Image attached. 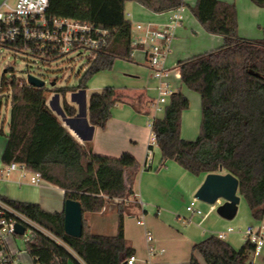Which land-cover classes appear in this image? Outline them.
<instances>
[{"label":"trees","instance_id":"16d2710c","mask_svg":"<svg viewBox=\"0 0 264 264\" xmlns=\"http://www.w3.org/2000/svg\"><path fill=\"white\" fill-rule=\"evenodd\" d=\"M127 2L140 3L155 13L187 6L183 0H50L49 16L105 30V44L89 54L74 87H31L25 80L6 77L13 73L10 68L1 77L0 93L8 91L10 100L1 163L23 164L28 171L39 172L43 181L63 191L64 202L78 201L82 209L81 237L72 238L64 233L63 211L48 212L38 204L0 197L1 203L50 235L37 232L34 241L25 246L34 264H121L134 255L124 238L123 216L139 169L136 159L129 153L118 158L92 153L45 106L46 95L54 92L62 97L63 113L73 117L75 109L64 99L67 92L84 89L95 75L111 70L115 60L132 59L131 23L125 18ZM251 2L264 8V0ZM189 9L204 31L220 36L223 43L178 63L181 84L200 97L199 133L194 141L180 138L181 115L189 108V100L180 91L173 92L162 118L151 121L160 165L173 161L193 176L219 173L222 168L237 178V194L245 200L251 218L259 222L264 219V35L259 40L241 38L233 4L196 0ZM0 47L23 54L20 41ZM119 101L121 95L110 87L92 93L88 99L90 125L103 129ZM141 102L138 96L130 105L137 110L136 103ZM113 199L120 200L116 234L91 233L84 214L100 213ZM253 251L249 241L235 250L226 241L209 236L192 246L189 264H200L196 254L205 264H254Z\"/></svg>","mask_w":264,"mask_h":264},{"label":"crops","instance_id":"0c3cea01","mask_svg":"<svg viewBox=\"0 0 264 264\" xmlns=\"http://www.w3.org/2000/svg\"><path fill=\"white\" fill-rule=\"evenodd\" d=\"M183 1L189 8L193 6L196 0ZM187 6L182 7V20L175 30L176 35L172 38V43L170 42L165 58V67L173 69L177 75L171 88L173 92L180 91L184 96L185 94L182 92L184 86L179 79L178 63L213 51L223 43L220 36L210 35L204 31L193 15L186 11ZM172 12L155 13L140 3L127 2L125 4V18L131 23V27L132 25L134 26L133 29L131 28L133 61L121 62L124 64L120 65L125 72L130 74L118 76L117 73L100 72L87 83L84 89L67 92L64 99L75 109L73 117H68L63 113L62 97L60 95L54 92L48 93L45 102V106L74 139L81 146L90 148L92 153L110 158H118L122 153H129L136 159L139 169L133 184V195L126 201L129 205L123 216V230L124 238L134 250L138 264H189L191 248L194 244L209 236L217 237L221 233L225 234L224 241L235 250H238L245 242L241 234L243 229H234L228 226L226 230L232 228V232L227 233L224 229L220 230L217 228L218 225H216L218 220L211 218L215 211H209V207L204 208V206L198 204L199 201L196 205L202 211V215L198 216L186 211V207L194 199V194L203 183L206 174L193 176L173 161L166 162L162 167L160 165L161 154L157 145L153 147L151 168H144L146 151L150 134L152 133L150 124L153 118H162L163 110H155L153 108L158 97V84L152 78L147 62L153 42L145 37L143 30H136L135 27L147 24H151L154 27L160 26L167 21ZM238 35L244 39H262L261 35L253 37L254 35H248L243 31L241 32V30H239ZM184 37L189 38V42L190 39L195 41L183 46L181 40ZM118 61L120 60H116L115 64ZM140 62H142L141 65ZM107 87L115 89L121 95V101L114 105L105 127L100 129L90 125L88 121V99L92 93L100 92ZM0 94H2L0 96L1 108L3 102L8 104L9 92L5 91ZM5 94L8 95L6 98L4 97ZM138 96L142 97V102L140 104L136 103L137 110H135L130 105V101L135 100ZM200 119V101L199 105L195 101L194 106L190 104V108L182 112L180 138L186 141H194L199 133ZM5 135L0 139V182L3 183L0 184V197L11 201L38 204L43 210L48 212L63 211L64 198L61 189L45 181H43L41 186L26 182L24 179L29 174L28 172L22 173L19 170L7 171L8 165L5 166L1 163V155L6 144ZM221 174L226 173L221 171ZM48 191H54L58 195V202L55 204L51 202ZM119 203V199H113L106 203L100 213L84 214L89 231L93 234L114 236L117 230V223L115 231L114 226L112 227L110 231L112 233L105 234L100 232L105 230V217L110 215L112 219L115 216L117 218L116 206ZM179 205H181V208L183 206L185 208L182 213H180ZM144 214H146V218L150 217L151 219L147 221V226L144 221L143 225L135 223L144 232V238L138 239L131 233L128 227V219L136 217L138 220ZM180 214L187 218L189 222L187 227H182L180 224L182 218ZM152 215L155 218H152ZM257 224L258 222L251 218L249 212L248 222L244 230L247 227L255 228ZM146 231H152L154 234V237L152 235V246L155 251L152 257L148 253V244L145 240ZM161 234L174 240L177 244H174L171 248L158 247L156 236ZM8 243L12 245L13 238H8ZM11 249L15 250V248ZM195 256L200 264H205L198 254ZM18 257L22 264H32L31 258L26 253H20ZM252 262L254 264H264V256L259 252L258 255L253 256Z\"/></svg>","mask_w":264,"mask_h":264},{"label":"built area","instance_id":"2783aa9c","mask_svg":"<svg viewBox=\"0 0 264 264\" xmlns=\"http://www.w3.org/2000/svg\"><path fill=\"white\" fill-rule=\"evenodd\" d=\"M49 1L47 0V5L42 8V11H29L26 15H22L15 10L18 0H15L12 6L8 4L7 0H4L0 5V16H3V19H0V45L6 42L20 41L23 45V54L45 63L66 54L77 53L78 56L83 53L90 54L105 44L107 31L73 19L49 16L47 13ZM181 12L182 8L174 10L167 21L157 27L151 24L135 27L136 30H143L145 37L153 42L147 62L152 78L158 84V97L153 105L155 110H161L173 93L171 82L177 75L173 69L165 67V58L174 32L182 20ZM25 82L28 84L26 78ZM155 145L156 139L151 133L146 151L145 169L151 168ZM14 170H19L22 173L28 172L31 175L30 183L35 186H41L43 183L39 172L28 171L23 164H9L7 171ZM197 202L198 200L194 198L186 207V211L200 216L202 211L197 207ZM222 203L223 201L219 199L213 205H208L209 211H216V208ZM142 217L138 218L137 225H143ZM15 224H20L23 227L24 231L21 235L14 233ZM232 231V228L226 230L227 233ZM37 232L50 236L39 225L0 202V264H22L18 257L22 251L16 248L19 245L25 248L27 244L32 243ZM241 234L245 241L254 245L252 255H258L264 247V219L258 222L257 227H247ZM217 237L224 240L225 234L221 233ZM8 238H13L12 245L8 243ZM145 240L148 244L149 256L152 257L155 250L152 246L153 237L149 231L145 232ZM11 248H15V250ZM23 253H26L25 250ZM32 264H34L33 261ZM121 264H138V260L135 255H132L123 260Z\"/></svg>","mask_w":264,"mask_h":264},{"label":"rangeland","instance_id":"374dc122","mask_svg":"<svg viewBox=\"0 0 264 264\" xmlns=\"http://www.w3.org/2000/svg\"><path fill=\"white\" fill-rule=\"evenodd\" d=\"M3 1L4 0H0V4ZM224 1L229 4H233L236 9L238 33H239V30H241V32L243 31L244 33H247L248 35H254L253 37H257L256 35H261L260 37H263L264 35V8L255 6L251 2V0H224ZM7 2L10 6H12L15 3V0H7ZM188 9L189 8L187 7L186 11L190 12V10ZM125 16H126V13H125ZM131 28L133 29L134 26L132 25ZM175 35H176V31L174 32L173 38L175 37ZM193 41H191L190 39V42H189V38L187 37L186 38L184 37L181 40V42H183V46H187L191 44V42ZM88 56L89 54L87 53H83L82 55H79V56L77 55V53H71V54H66L56 60L43 63L26 54H21V52H13L3 47H0V81H1L2 75L4 74V70L7 68H10L12 69L13 73H7L6 77L15 76L19 79L25 80L26 75L30 74L44 81L45 87L48 89L51 88V83H54L55 87L57 88L74 86L75 84H77L79 77L81 76V74L86 68ZM131 58H132V55H131ZM132 61H133V58L130 61L120 60L116 64L114 62L112 69L106 72H110L111 74L117 73L118 76L123 75V74H130L128 72H125V70H123L120 64H124L121 62H132ZM141 63L142 62H140V65ZM172 83L173 81L171 82V85ZM182 92L185 94V96L189 100V108H190V104L191 106L192 105L194 106L195 101H197L199 105L200 98L197 93L190 91L186 89L185 87L182 88ZM1 95L2 94H0V96ZM6 96L8 95L5 94L4 97L6 98ZM9 106H10V100L8 104H5L3 102L0 108V126L2 129V134H0V139L4 137L3 135H5V133L7 134L8 132L7 122L9 119ZM161 109L163 110L164 106H162ZM158 114H161V113H158ZM30 177L31 175L27 174L24 180L30 183ZM22 183H25V182H22ZM0 184H3V183L0 182ZM48 195H49V199L51 200L53 204L58 202L59 197L56 193H54V191H48ZM239 198L240 200L238 204L237 215L233 220L226 221V220L221 219L216 214V211L211 215L212 216L211 218H215V220H218V224L216 225H218L217 228H219L220 230L221 229L226 230L228 226H231L234 229L239 228V229L244 230V227L247 225L249 210H248L245 200L242 197H239ZM198 204H200L201 206H204V208L208 207L207 204H204L202 202H198ZM178 207L181 209L180 213L185 211L184 206L183 208H181V205H179ZM116 210H117V206H116ZM126 210H127V207H126ZM180 215L182 217L180 224L182 225V227H187L189 225L187 218H184L183 214H180ZM141 216H143L142 220L145 222L147 226L148 225L147 221L150 220L151 218L150 217L146 218V214L141 215ZM153 216L154 215H152L151 217L155 218ZM136 220H137L136 217H130L128 219V227L133 235H135L138 239H143L144 238L143 229L135 224ZM116 223H117L116 216L114 219H112L110 215L105 217L104 219L105 230H103V232H100V233H105V234L112 233L110 231L113 226H114V231H115ZM150 232L152 233L154 237L153 232L152 231ZM156 239L158 241L157 246L160 248H171L173 247L174 244H177L174 240L166 237L164 234L157 235ZM16 249L21 250L22 253L24 251V247H22L21 245H19V247ZM260 253L262 254V256H264V248L261 249ZM23 256L25 259H27L25 255ZM251 259H253V255L251 256Z\"/></svg>","mask_w":264,"mask_h":264},{"label":"water","instance_id":"95a60500","mask_svg":"<svg viewBox=\"0 0 264 264\" xmlns=\"http://www.w3.org/2000/svg\"><path fill=\"white\" fill-rule=\"evenodd\" d=\"M26 81L29 86L40 88L45 86L44 81L33 76L26 75ZM54 83H51L53 86ZM207 174L201 186L194 194V198L207 205H213L221 199L223 203L216 208V214L226 220L231 221L236 213L239 204L238 180L230 173ZM63 230L67 236L80 238L82 233V209L78 201L66 200L63 207ZM24 229L20 224H15L14 233L21 235Z\"/></svg>","mask_w":264,"mask_h":264},{"label":"clouds","instance_id":"9594fccd","mask_svg":"<svg viewBox=\"0 0 264 264\" xmlns=\"http://www.w3.org/2000/svg\"><path fill=\"white\" fill-rule=\"evenodd\" d=\"M47 5V0H18L15 10L18 14L26 15L29 11H42V8ZM3 19V16H0Z\"/></svg>","mask_w":264,"mask_h":264}]
</instances>
